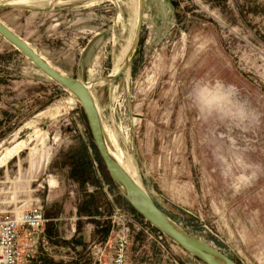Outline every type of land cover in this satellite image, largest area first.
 Listing matches in <instances>:
<instances>
[{
  "label": "rangeland",
  "instance_id": "1",
  "mask_svg": "<svg viewBox=\"0 0 264 264\" xmlns=\"http://www.w3.org/2000/svg\"><path fill=\"white\" fill-rule=\"evenodd\" d=\"M0 3L2 22L90 84L166 214L238 264H264V0ZM126 49L128 73L111 77ZM32 208L46 221L20 229V264H115L121 237L124 264H206L129 204L78 98L0 35V212Z\"/></svg>",
  "mask_w": 264,
  "mask_h": 264
},
{
  "label": "water",
  "instance_id": "2",
  "mask_svg": "<svg viewBox=\"0 0 264 264\" xmlns=\"http://www.w3.org/2000/svg\"><path fill=\"white\" fill-rule=\"evenodd\" d=\"M0 35L14 45L38 69L78 98L88 121L94 144L111 180L129 204L145 220L206 264H238L225 253L177 224L156 204L146 188L116 160L109 148L108 136L102 123L101 113L88 83L58 71L33 46L1 20Z\"/></svg>",
  "mask_w": 264,
  "mask_h": 264
},
{
  "label": "built area",
  "instance_id": "3",
  "mask_svg": "<svg viewBox=\"0 0 264 264\" xmlns=\"http://www.w3.org/2000/svg\"><path fill=\"white\" fill-rule=\"evenodd\" d=\"M45 221L42 210L38 208L21 211L19 215L0 212V264H20V229L36 230L41 228ZM126 243V238L121 237L115 253V264H124Z\"/></svg>",
  "mask_w": 264,
  "mask_h": 264
},
{
  "label": "bare ground",
  "instance_id": "4",
  "mask_svg": "<svg viewBox=\"0 0 264 264\" xmlns=\"http://www.w3.org/2000/svg\"><path fill=\"white\" fill-rule=\"evenodd\" d=\"M24 2V1H23ZM139 20V19H138ZM137 29V28H136ZM136 31V30H135ZM134 34V33H133ZM132 34V35H133ZM136 34V33H135ZM134 38V37H133ZM130 39V38H129ZM135 44V43H134ZM36 49V48H35ZM132 49H134V46L132 47ZM123 50V49H122ZM36 51L39 53V51L36 49ZM123 52V51H122ZM128 52V50L126 49L125 51H124V53H122L123 54V57H121V54H120V57L122 58L121 60H120V62L117 64V62H116V66H115V68H114V70H113V72H112V74H111V77L112 76H114V75H116V74H118V73H121V72H126V73H128V64H129V58H131L130 57V55L129 54H131V53H127ZM41 55V54H40ZM42 56V55H41ZM43 57V56H42ZM114 67V66H113ZM88 87L90 88V84L88 83ZM108 138V145H109V148H110V150H111V153H112V155L116 158V160L124 167V169L126 170V171H128L132 176H134L135 177V175H134V173L136 172H134L133 171V169H132V167L124 160V158H123V156H122V153H121V151H120V149L118 148V146L116 145V143L115 142H113L109 137H107ZM14 151V148L13 149H11V150H9L8 151V153H6V154H4V158H6V157H9L11 154H12V152ZM16 151V150H15ZM131 160V159H130ZM130 163V162H129ZM136 168V167H135ZM136 178V177H135ZM137 179V178H136ZM138 180V179H137ZM139 181V180H138ZM140 182V181H139Z\"/></svg>",
  "mask_w": 264,
  "mask_h": 264
},
{
  "label": "crops",
  "instance_id": "5",
  "mask_svg": "<svg viewBox=\"0 0 264 264\" xmlns=\"http://www.w3.org/2000/svg\"><path fill=\"white\" fill-rule=\"evenodd\" d=\"M75 215L77 216V218L78 219H82V218H93L94 217V215H88V216H84V215H81V216H78V213H77V209L75 210ZM45 249V248H44ZM46 251V249L44 250V251H41V254H42V256H43V258H48L49 257V255H48V253L47 252H45ZM41 256V257H42ZM57 257V256H56ZM58 259H61V257H58ZM59 262L61 261V260H58ZM64 264H65V262H64Z\"/></svg>",
  "mask_w": 264,
  "mask_h": 264
},
{
  "label": "clouds",
  "instance_id": "6",
  "mask_svg": "<svg viewBox=\"0 0 264 264\" xmlns=\"http://www.w3.org/2000/svg\"><path fill=\"white\" fill-rule=\"evenodd\" d=\"M226 87H228V88H232L234 91H235V89H234V86H232V85H227ZM245 114V110L243 109V107L241 108V115H244Z\"/></svg>",
  "mask_w": 264,
  "mask_h": 264
}]
</instances>
